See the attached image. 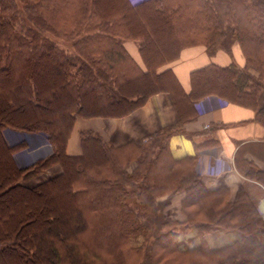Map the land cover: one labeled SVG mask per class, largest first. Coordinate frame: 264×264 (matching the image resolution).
<instances>
[{"label": "trees", "instance_id": "1", "mask_svg": "<svg viewBox=\"0 0 264 264\" xmlns=\"http://www.w3.org/2000/svg\"><path fill=\"white\" fill-rule=\"evenodd\" d=\"M192 48L210 62L189 70L185 88L173 67ZM220 52L227 65L213 61ZM160 92L174 122L120 144L82 129L67 152L76 119L123 117ZM209 94L254 108L264 126V0H0V264H264V217L244 185L208 188L197 155L169 150ZM13 132L48 150L26 163L28 141ZM243 151L237 172L264 187ZM173 193L178 219L157 204ZM191 230L198 244L180 248ZM213 232L240 239L211 248Z\"/></svg>", "mask_w": 264, "mask_h": 264}, {"label": "crops", "instance_id": "2", "mask_svg": "<svg viewBox=\"0 0 264 264\" xmlns=\"http://www.w3.org/2000/svg\"><path fill=\"white\" fill-rule=\"evenodd\" d=\"M130 51L134 53L135 49H130ZM181 54H183L181 61L184 62L182 64L180 61L177 62L173 68L181 84L186 88L189 70L207 65L210 59L202 48L184 50ZM213 61L219 65H227L230 58L220 52L217 53ZM262 102H264V94L259 97L257 106L260 107ZM217 103L215 102L213 106H209L206 101L196 104L195 107L201 110V113H197L196 118L184 124L183 132L173 133L169 137L170 153L175 159L184 158L186 155H197L195 171L202 177L208 188L224 184L229 187L233 195L239 184H243L249 194L257 193V197L252 198L256 200L258 210L264 217V195H261L264 193V187L257 181L246 178L237 172L234 160L235 152L238 148H242L244 149L243 159L251 160L264 170V126L254 119V108L231 102L219 103V105ZM172 107L168 94L160 92L150 96L142 107L135 109L129 115L108 119L112 124L123 126V129L117 132L118 138L121 140L118 143H121L125 141L126 137L135 139V136L147 132L154 133L158 128L174 122L175 113ZM175 195L182 196V194ZM210 235L218 239L225 236L223 238L225 243L212 247L208 242ZM178 237L179 240L184 239V242L187 240L198 242L194 230L186 234H179ZM238 239H240L239 235L235 232H219V235L213 232L205 237L211 248H218Z\"/></svg>", "mask_w": 264, "mask_h": 264}, {"label": "rangeland", "instance_id": "3", "mask_svg": "<svg viewBox=\"0 0 264 264\" xmlns=\"http://www.w3.org/2000/svg\"><path fill=\"white\" fill-rule=\"evenodd\" d=\"M133 1H138V0H133ZM54 40L62 47L64 48H68L69 47V43L64 41V40H60L57 38H54ZM128 47L132 50H134L133 44H128ZM160 111H161V106H160ZM133 112V111H132ZM129 115V114H128ZM127 116V115H126ZM124 117V116H123ZM123 125H125V123L123 122ZM86 128H92L95 129L96 131H99L102 136L106 139H110L112 142L114 143H118L121 140L118 138V131L120 129H123V126H121L120 124H112L111 121L108 118H78L76 119L75 125L73 127V130L71 132L70 135V140L69 144L67 146V152L70 154H75L79 151V147H78V132L82 129H86ZM159 129V128H158ZM157 129V130H158ZM156 131V130H155ZM154 131V133H155ZM151 132H147L146 134L140 135V136H135L134 138L136 139V141H144V139H146L147 137H149L151 134H154ZM11 140L13 141H17V140H25L28 141V147L19 151L18 154L20 155V157L24 160V161H32L33 159H35V157L38 155V153L41 151L42 153H44L45 151L48 150V144L46 142L40 143L39 142L37 144L32 142V137L30 135L27 134H23V133H16L13 132L11 133V135H9ZM129 137L125 138V141L128 140ZM127 139V140H126ZM132 139V138H131ZM124 141V142H125ZM122 143V142H121ZM120 144V143H118ZM27 159V160H26ZM60 172V166L57 164L55 166H51L48 169L44 170L43 173L39 176L33 177L32 179H29L25 182H23L25 185L27 186H32L35 183L41 181V180H45V178H50L52 176H54L55 174ZM202 178V177H201ZM175 194L177 193H173V194H169L167 196L162 197L161 199H159L158 201V209L161 212L167 214L170 217L173 218H180V212L178 210V206H177V201H175L177 198L174 197ZM257 194V193H256ZM256 194L251 195L252 197H257ZM259 194V192H258ZM261 195H264V193H261ZM217 235H219V232L216 233ZM225 236H221L218 238H215V236L210 235L208 238V242L212 247H217L220 245H223L225 242L223 241ZM177 240H179V237H176ZM184 239H181L179 241H183ZM184 242V241H183ZM197 241L194 240H187L185 243L180 244V247L183 246H188V247H192L197 245Z\"/></svg>", "mask_w": 264, "mask_h": 264}, {"label": "built area", "instance_id": "4", "mask_svg": "<svg viewBox=\"0 0 264 264\" xmlns=\"http://www.w3.org/2000/svg\"><path fill=\"white\" fill-rule=\"evenodd\" d=\"M203 102H207L208 104H210L211 102H213L214 101V103L215 102H218V100H219V98H217L216 96H214V95H206V96H204L203 97Z\"/></svg>", "mask_w": 264, "mask_h": 264}]
</instances>
